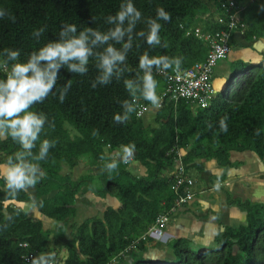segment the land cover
Here are the masks:
<instances>
[{"label": "trees", "instance_id": "obj_1", "mask_svg": "<svg viewBox=\"0 0 264 264\" xmlns=\"http://www.w3.org/2000/svg\"><path fill=\"white\" fill-rule=\"evenodd\" d=\"M230 1H233L234 8L227 9ZM122 2L0 0V8H6L15 16V23L7 17L0 19V51L4 48L19 49L23 62L28 53L56 39L64 23L75 24L78 30L92 27L105 31L109 25L104 23V17L114 15ZM132 2L145 18H155L156 8L162 7L170 14L171 20L158 21L162 25L160 36L167 44L166 48H149L143 41L134 43L128 54L127 78L135 77L139 71L138 57L145 51L150 56L182 57L181 68L205 61L209 42L195 37L194 31L186 35L189 24L198 14L219 13L223 24L213 23L215 32L226 29L229 15L243 7L236 12L238 16L234 29H243L244 33L242 35L233 30L231 35H242V47L264 36V0ZM241 23L243 28L239 27ZM40 27L46 31L37 43L31 33ZM140 28L143 24L138 25L137 30ZM201 31L207 33L208 27L204 26ZM230 45L235 47L236 43L230 42ZM171 72L153 71L161 100L152 123L145 126L137 112L125 124L114 122L113 116L122 113L121 103L133 99L122 80H113L107 86L93 89L91 82L97 71L92 62L84 76L62 70L64 79L62 77L58 82L57 89L66 79L72 81L65 101L60 103L57 95H50L31 109L45 114L48 121L54 124V128L45 125L41 139L55 143L49 150L48 158L39 162L43 175L34 188L35 206L60 223L54 231L45 230L40 220H34L23 207L16 206L17 201H31L29 192H21L12 198L0 190V264H25L27 254L47 250L51 231L56 237L63 236L67 223L75 216L76 195L82 198L86 195L84 201L89 202L87 199L94 196L92 192L99 196L103 211L99 216L72 225V240L66 244L67 255L63 264H119L124 256L132 260L125 264H264V199L258 202L257 214L253 211L246 214L244 209L239 208L246 215L245 224L225 226L216 235L212 246L199 245L200 248L194 250L192 241L178 238L166 244L173 251L172 261L151 260L144 256L148 248L146 242L151 240L144 235L159 215L185 206L189 199L179 205L177 201L187 197V194L194 197L192 170L201 171L204 162L213 159L226 175L231 167L239 163L230 160L233 151H250L264 160V56L255 64L238 61L224 88L210 96L205 107L190 100L171 98L172 93L167 92V76ZM3 77L0 71V78ZM137 100L146 108L152 106L143 99ZM225 116L226 132L221 131L219 125L220 119ZM70 128L77 135L72 137ZM94 130L99 131L98 136H93ZM130 142L136 146L133 159L145 168L144 175L133 174V167L121 162L117 171H104L97 176L88 173L86 178L81 177L80 181L84 180L88 188L79 192V180L73 182L69 176L60 174L63 163L72 169L84 156L89 165L100 162L103 167L105 162L115 159L120 146ZM18 150V145L10 138L0 140V163ZM179 151L181 156L178 159L176 153ZM101 156L105 159L101 160ZM177 173L184 179V184L175 192L172 185ZM65 178L71 181V185H64L62 181ZM3 187L4 181L0 180V189ZM105 199L107 203L103 202ZM9 215L12 216L11 221L6 219Z\"/></svg>", "mask_w": 264, "mask_h": 264}, {"label": "clouds", "instance_id": "obj_2", "mask_svg": "<svg viewBox=\"0 0 264 264\" xmlns=\"http://www.w3.org/2000/svg\"><path fill=\"white\" fill-rule=\"evenodd\" d=\"M5 17L15 23V16L6 8H0V19ZM161 20H171L170 14L162 7L156 8L155 18H145L132 0H123L114 15L104 17V23L109 25L105 31L92 27L78 30L75 24L64 23L56 39L28 53L23 62L19 49L4 48L0 51V69L5 73L0 78V140L10 138L19 147L18 151L0 163V180L4 181V187L0 190L15 198L21 192L34 189L43 175L39 162L48 158L49 150L55 143L41 139V134L44 133L45 125L54 128V124L48 121L45 114L31 109L50 95H57L60 103L65 101L72 81L66 79L57 89L63 77L62 70L84 76L89 72L92 62L97 71L91 82L93 89L107 86L113 80H122L125 90L133 99L121 103L122 113L113 116L117 124L129 121L137 111V99L159 106L161 98L157 94L158 81L153 71H180L183 58L150 56L145 51L138 57L139 71L135 77L127 78L126 73L129 72L128 54L135 42L143 41L149 48L167 47L160 36L162 25L158 21ZM140 24H143V28L137 30ZM45 31L44 27L34 29L31 36L39 43ZM136 46L139 47V44ZM226 120L225 116L219 121L220 130L224 132L227 131ZM92 134L98 136L99 131L94 130ZM135 149V144L131 142L120 146L118 157L105 162L101 171H117L121 162L127 163L133 159ZM104 159L101 156V160ZM35 203L33 200L25 206L30 208ZM6 219L11 221L12 216ZM30 264H56L55 256L53 253H37L31 257Z\"/></svg>", "mask_w": 264, "mask_h": 264}, {"label": "crops", "instance_id": "obj_3", "mask_svg": "<svg viewBox=\"0 0 264 264\" xmlns=\"http://www.w3.org/2000/svg\"><path fill=\"white\" fill-rule=\"evenodd\" d=\"M234 38L238 39L237 42L242 41L241 39L242 35H239V34L236 36L234 35ZM231 50L233 52V49ZM243 51H244V55H243L244 57L242 56L243 53H241ZM232 54L233 55L228 54L227 57L229 56L228 58H230V62L234 63V66H236L238 61L240 60L246 61L247 59L249 60V58L251 57L255 58V60H253V63H256L261 57L264 56V39L263 40L261 39L257 42L256 40H253L246 47L239 48L236 54L234 53ZM245 57H248V58H245ZM227 71H228V68L226 66L221 67L217 69L216 71L218 74L212 76V86L215 92H219L221 89L224 88L225 83L227 82V79L229 78L230 72L225 78L219 75H223ZM144 118L146 117L144 116L143 119ZM246 154L248 155V153ZM241 155H242V159H237V160L235 159L236 156L241 157ZM247 155H245V152H238L237 154L234 153L232 157L230 156V159H232L233 161H237V162L239 161L238 163L239 165L235 167H231L226 172V177L222 180V183H223L222 189L219 186H216V184L211 181L212 178L214 177L218 178V176L220 177V175L223 173V169L220 166H218L215 160L212 159V160L204 162V165L201 171L195 170L199 172L198 173L199 176L197 177L195 175V177H193L194 197H192L189 201V203L192 202L191 204L192 211L188 208V207H191L189 206L190 205L189 203L183 206L180 212H177L170 219L168 226H166L165 228L164 238L158 241L159 243L156 246L157 248H151V249L149 248V246H153L154 243L148 246L147 251L144 254L145 258L150 259L151 256H154L155 254L154 250H157L158 252L170 250V248H168L166 245L167 242L172 241L174 239H178V238H187L190 241H192V245L194 246H197V245L209 246L210 245L209 241L210 240L213 241L214 236L219 231H222L225 226H238L241 224H245L246 215L238 207L227 204L225 200L226 196L224 194V191L229 190L233 192L234 194L242 195L244 200H247L246 197L249 194V192H247L248 182L247 184H245V182L248 178L243 175H247L249 177L254 174L258 175L259 170L257 169V165L261 162H264V160H260L255 154L254 155L252 154V156L250 155L247 156ZM245 157L247 160V164H245V160H244ZM136 163H139V162H136ZM84 166L86 169H88V173H89L91 172V169L94 165H89L86 163L84 164ZM140 166L142 167V171L144 173L145 168L142 165ZM140 166L138 167L140 168ZM193 171L194 170H192V172ZM168 174H171L170 171L168 172ZM97 175H93V176H97ZM259 188H258V191H259ZM33 190L34 192L29 190V194L32 195L31 201L25 202V203H31L33 200L36 201L33 197L34 195L33 193H35V189ZM84 190L85 188L82 191ZM259 197H260V200H262V197L260 195L254 196L253 199L259 200ZM103 202L107 203L108 201L107 199H105L103 200ZM87 204L90 205L89 206L90 208L85 207L84 205L79 206V204L77 205L75 204V206L77 207L79 206L78 211H83V209L87 211H91V209L93 210L95 204L94 203L92 204L91 201L87 202ZM26 208L25 210L32 217H34V214L32 213L33 208L38 210L35 204L32 207L27 208L28 210ZM220 212H222L221 217H219ZM40 214L46 217V215L43 214L42 212H40ZM84 216L86 217V215ZM89 217H92V216L90 215V216H87L86 218H89ZM125 258L126 256L124 257L122 262L119 264H125L126 262L131 263L132 261L131 259L126 260Z\"/></svg>", "mask_w": 264, "mask_h": 264}, {"label": "rangeland", "instance_id": "obj_4", "mask_svg": "<svg viewBox=\"0 0 264 264\" xmlns=\"http://www.w3.org/2000/svg\"><path fill=\"white\" fill-rule=\"evenodd\" d=\"M213 23H216V25H217V23L223 24L222 17L219 15L218 12L213 13L211 15H208V14H203V15L198 14V15H196L194 17V20L189 24L186 35H189V33H191V31H194V34L198 33L199 35H202L201 34L202 33L201 29L204 26H207L208 27L207 33H209V34L210 33H213L214 32V27H215V25ZM203 34H205V33H203ZM235 36H236V34H235ZM260 38L263 40L264 39V36H260V37L256 38L255 39L256 42L259 41V40H261ZM229 40H230L231 44H233V43L235 44V42H236L235 47L234 46L231 47V49H233V52L231 50V52L229 53V55H233L232 53L236 54L237 50L239 48H242V45H240V42H237L238 39H235L232 35L230 36V39ZM241 53H243L242 54V56H243L244 55V51L241 52ZM228 57L225 58V59L219 60L217 62V64L214 67L213 75L218 74L216 72L217 69L226 66L228 68V71L225 72V74L219 75V76H223L225 78L229 74V72H230V75H229V78H230L231 74L233 73V70H234V67L235 66H234V63L230 62V58H228ZM245 58H248V57H245ZM261 59H262V57L259 60L261 61ZM253 60H255V58L254 57H251V58H249V60L248 59L246 61L240 60V62L243 61V62H246V63L247 62L253 63ZM259 60H258V62H259ZM258 62H256V63H258ZM157 109H158V107H156V106H151V107H147L146 108V110H145V112L143 113V116H142V119H143L144 116L146 117V118L143 119L145 126H149L152 123L153 118L155 116V113H156ZM70 135L73 137L74 135H77V132L73 128H70ZM119 151L120 150H118V155H119ZM234 153L237 154L238 152L237 151L231 152V157H232V155ZM246 153H248V155H250V156H252V154H253L250 151H245V155H247ZM118 155H116L115 158H117ZM238 156H236V158H235L236 160L237 159H242V155H241V157H238ZM230 160L233 161L232 159H230ZM244 160H245V164H247L246 157L244 158ZM88 161L89 160L87 158H85V156H84V157L80 158V162L78 163V165L74 166L72 169L68 165H65L64 163L61 165V172H60V174L69 176L70 179L73 182H76V181L79 180V182L77 183L78 184L77 188L79 189V192L82 191L84 188H88V186H86L84 184V180L83 181H80L81 177L86 178L87 175H88V169H86L85 166H84V164H86V163L88 164ZM136 162L137 161H135V159H132L131 161L127 162L125 165L126 166L133 167V170L135 171V172L132 171L133 174H141L142 175V173H143L142 167L139 165V163H136ZM138 166H140V168ZM101 169H102L101 163L100 162H96L94 164V166L92 167L91 172H89V173H92L93 175H97V174H100V173L104 172V171H101ZM257 169L259 170L258 171V175L254 174V175H251L250 177L247 176V175H243V176H246L248 178L246 180V182H245V184H247V182H248V184H247L248 185L247 192H249V194L246 197L247 198V201L244 200V198H243L242 195L234 194L233 192H231L229 190L228 191H224V194L226 196L225 200H226L227 204L228 205H231V206H235V207L241 208V209H244V211H245L246 214L248 212L251 213L252 211L255 214L258 213V212L255 211V209L258 208L257 207L258 202H260L261 200H260V197H259V200H256V199L254 200L253 199L254 196H259L260 195L262 197V200L264 199V162L259 163L257 165ZM41 171L43 173L42 168H41ZM198 173L199 172H197V171H193L192 172V176L195 177V175H196L198 177L199 176ZM144 174H145V171H144L143 175ZM222 175H224V177H226V175L224 174V171H223V174ZM222 175H220V177L218 176V178L214 177L211 180L213 183L216 184V186H219L221 189L223 188L222 179H224V177L222 178ZM231 177H233V176H231ZM65 179L66 180H63L62 181V182L65 183L64 185L65 186L71 185V181L69 179H67V178H65ZM85 180H88V179H85ZM259 186H260V188H259ZM258 188H259V191H258ZM31 191L34 192L33 189H31ZM90 191H93V190L90 189ZM92 193H93L94 196L89 197L87 199V201H91L92 204L93 203L95 204L93 210L91 209V211H87V210H84L83 209V211H78V207L80 205H84L85 207H89L90 205L87 204V202H85L83 200L86 197V195H84V197L82 199V196H80L79 194H77L76 195V197H77L76 205L79 204V206L78 207L76 206V210H75V214H74L75 216H73L72 220H70L67 223V225H66L67 226L66 227V233L63 236L56 237V235H54L53 232L51 231V233H50V235L48 237V249L45 250V251H42V252H34V253H36V254L37 253H45V252H47V253H53L54 256H55V262H56V264H63V262L65 260V256L67 255V252H66V244H68V242L72 240V236H71V228H72V225L73 224H76V223H78V224L79 223H82L86 219L87 216H90V215L91 216H95V215L96 216H99V215H101V213L103 211L102 208H101V206H100V201H99L100 198H99V196L95 195L94 192H92ZM33 194L35 195V193H33ZM190 199L187 201V203H189ZM245 202H247V203L244 204ZM25 204L26 203L25 202H22V201H17L16 202V206L19 207V208H22V207L24 208L25 207ZM189 204H190L189 206H191L192 202H190ZM114 205H115V201H114ZM188 208L192 211V206L191 207H188ZM180 210H181V208L180 207H177L175 210H173L174 212L169 215V220H168V222L165 223L166 225H165V227L163 229V233L161 235V239L164 238L165 228H166V226H168V223L170 222V219L177 212H180ZM32 213L34 214V217H33L34 220H40L42 222V226H43V228L45 230H53L54 231V229H57V226L56 225H58L60 223V222H57L53 218H50L48 216H46V217L42 216L40 214V211L39 210H36L34 208H33V212ZM84 215H86V217ZM221 215H222V212H220L219 217H221ZM73 228H74V226H73ZM216 235L214 236L213 241H211V240L209 241V244H210L209 246L214 245V239L217 238ZM147 237H149V236H147ZM149 238L151 240H148L146 242V246L152 245V243H154V245L153 246H149V248L150 249L151 248H157L156 246L158 245V243H159L158 241H160V240H155V239H153L151 237H149ZM183 239H187V238H183ZM187 240H189V239H187ZM198 246L199 245L193 246V249L194 250L199 249L200 247H198ZM154 252H155V254H154V256H151V258H150L151 260H155L156 259L158 261H172L173 258H174V254H173V251L171 249L168 250V251H161V252H158L157 250H154ZM125 259L126 260L127 259L129 260L130 258L128 256H126Z\"/></svg>", "mask_w": 264, "mask_h": 264}, {"label": "built area", "instance_id": "obj_5", "mask_svg": "<svg viewBox=\"0 0 264 264\" xmlns=\"http://www.w3.org/2000/svg\"><path fill=\"white\" fill-rule=\"evenodd\" d=\"M252 1V0H251ZM230 7L234 8L233 1L229 2V7L227 9H230ZM240 9L243 10V7H240ZM240 9H237L236 12H238ZM233 12L229 15L228 23L226 24V29L215 31L213 33H201L202 35H199L198 33L194 34L195 37L200 38L201 40H204L205 42H209L210 49L208 50V53L206 55V59L203 62H197L191 67H185L181 68L180 71H172L167 76V92H171V98L174 99H183V100H190L195 102L197 105H201L202 107H205L208 104V99L210 96L216 94V92L213 89L211 76L212 71L215 65L219 60H222L227 57V55L231 51V45H230V35L232 32L236 31L234 29L236 27L235 19H237V13ZM239 27L243 28L244 24H239ZM234 30V31H233ZM240 34L243 35L244 30L240 29ZM0 71L5 75L4 71L0 69ZM146 107L139 103L137 100V116H143V113L145 112ZM176 155L179 157L181 156L180 151L176 153ZM179 166V162L177 160V167ZM176 169V168H175ZM179 170V169H177ZM184 184V179L181 177L180 174L177 173L175 183L172 185V188L175 190V192H178ZM190 184V182H189ZM192 184V182H191ZM190 184V185H191ZM191 194H187V197L180 198L177 201V204L184 202L186 199H190ZM175 210L174 208L170 209L169 212L166 214L159 215V217L156 220V223L152 225L147 233L144 236H149L153 239L162 240L161 235L163 233V229L165 227V223L169 220V215L172 213V211ZM174 212V211H173ZM25 246L26 244H22ZM36 255V253H29L27 254L25 259V264H30L31 257Z\"/></svg>", "mask_w": 264, "mask_h": 264}]
</instances>
